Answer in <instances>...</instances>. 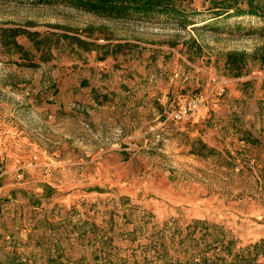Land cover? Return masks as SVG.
I'll return each mask as SVG.
<instances>
[{"label":"rangeland","instance_id":"1","mask_svg":"<svg viewBox=\"0 0 264 264\" xmlns=\"http://www.w3.org/2000/svg\"><path fill=\"white\" fill-rule=\"evenodd\" d=\"M179 2L0 0V264H264V19Z\"/></svg>","mask_w":264,"mask_h":264},{"label":"trees","instance_id":"2","mask_svg":"<svg viewBox=\"0 0 264 264\" xmlns=\"http://www.w3.org/2000/svg\"><path fill=\"white\" fill-rule=\"evenodd\" d=\"M72 3L73 5L80 6L84 9L94 12H102L110 15H127L132 13L154 15L161 14L173 17H180L187 19L188 7H182L180 0H64ZM243 0H211V5L208 10L215 11L213 17L220 15H251L261 17L264 19V2L259 0H245L246 6H241ZM210 18L202 19L200 22L205 24ZM194 23V22H193ZM196 23V22H195ZM227 256H218L213 254L215 258L225 261L227 264H260L256 262V258H239L233 254L231 258V244L232 241L227 242ZM224 244H221L223 246ZM257 245V244H255ZM215 245L214 247H216ZM207 249L211 248L210 244H207ZM214 249V248H213ZM206 250L201 256L200 260L206 261L210 256L206 255ZM236 257L234 258V256ZM221 257V258H220ZM6 264H28L26 261L20 260L15 255L8 257ZM51 262V261H49ZM216 264V263H215Z\"/></svg>","mask_w":264,"mask_h":264},{"label":"built area","instance_id":"3","mask_svg":"<svg viewBox=\"0 0 264 264\" xmlns=\"http://www.w3.org/2000/svg\"><path fill=\"white\" fill-rule=\"evenodd\" d=\"M196 104L195 103H188L180 112L175 113L176 118H181L184 116H188V114L191 113L194 109H196Z\"/></svg>","mask_w":264,"mask_h":264}]
</instances>
